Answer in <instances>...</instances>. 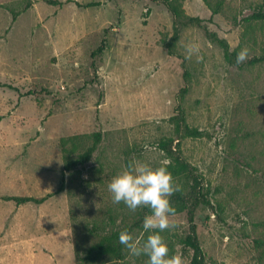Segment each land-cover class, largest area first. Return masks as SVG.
Returning <instances> with one entry per match:
<instances>
[{"label": "rangeland", "instance_id": "374dc122", "mask_svg": "<svg viewBox=\"0 0 264 264\" xmlns=\"http://www.w3.org/2000/svg\"><path fill=\"white\" fill-rule=\"evenodd\" d=\"M179 1L232 51L247 48L246 60L228 63L195 25L173 41L162 0H0V264H111L84 257L123 230L142 242L143 207L113 203L107 185L132 161H168L185 196L186 179L160 148L169 139L213 204L194 215L206 264H264V20H247L264 0ZM192 41L200 51L186 59ZM179 107L203 137L179 138L170 121ZM97 133L92 159L66 172L60 193L41 205L1 199L56 193L65 163ZM169 220L175 227L161 233L169 255L191 264L181 243L187 210ZM123 253L121 264H146Z\"/></svg>", "mask_w": 264, "mask_h": 264}, {"label": "trees", "instance_id": "16d2710c", "mask_svg": "<svg viewBox=\"0 0 264 264\" xmlns=\"http://www.w3.org/2000/svg\"><path fill=\"white\" fill-rule=\"evenodd\" d=\"M162 2L173 16V41L178 40L182 28L190 25H195L199 28L205 29L208 39L222 48L224 52V57L228 63L233 65L238 64L236 62V51H232L230 49V45L225 38H221L216 32H212L207 29L206 20L200 17L186 16L179 0H162ZM98 5H100L99 2H90L85 6L93 7ZM221 6L222 4L219 3L215 8L210 7L212 11V17L209 19L210 23H213V17L220 13ZM247 20H264V10L259 9L255 11L248 17ZM103 51V47H100L98 49L99 53H102ZM262 60L263 59L261 58H254L249 61V64H255ZM184 92H186V90H184ZM170 121L175 125V130L179 138H200L203 137L205 134L204 131H201L197 128H192L187 124L184 111L181 107L177 109V114L171 117ZM95 136L96 138L94 144L90 148H88L87 151H85L77 158L70 159L65 163L62 174L61 187L56 193L48 194L41 198L9 196L1 197V199L5 201H14L17 205H41L55 194L60 193L64 189L66 172L72 171L78 166H83L90 162V160L92 159L97 145L101 140L100 133H97ZM172 142V139L163 141L160 143V148L164 150L168 154V156L173 160V164L171 165L173 173L177 176L186 179V184L189 188L185 196L181 193H175L170 198L172 205L176 209L175 213L187 210L189 217L190 231L186 235V237L181 240V243L186 248L190 249L193 253L191 264H206L205 254L200 245L197 234V226L194 221V215L198 206L203 205L213 208V204L208 199L207 193L202 191V177L198 173H196V170L192 166H190L189 163L182 159L179 151H174L172 149ZM149 212L150 210L148 208L143 207L141 213V220L146 214H149ZM137 225H139V223H137ZM119 234L120 233H117L116 235H111L103 238L97 245L91 247L87 251V254L85 255L84 259L90 262H94L103 258L104 256H111L114 260L111 264H121L125 256L123 253L124 246L119 243Z\"/></svg>", "mask_w": 264, "mask_h": 264}, {"label": "clouds", "instance_id": "9594fccd", "mask_svg": "<svg viewBox=\"0 0 264 264\" xmlns=\"http://www.w3.org/2000/svg\"><path fill=\"white\" fill-rule=\"evenodd\" d=\"M186 59L198 54L200 45L192 41L185 45ZM248 49L242 48L237 53L236 62L239 64L246 60ZM153 167L150 163L135 160L127 167L114 175L107 185L113 203L123 204L132 212L138 208L146 207L150 210L143 218V229L148 233L142 242L133 238L127 230L119 234V243L131 255L147 257L146 264H184L180 255H169V248L161 233L175 227L170 223V215L176 209L171 203L174 193L181 190V185L166 166Z\"/></svg>", "mask_w": 264, "mask_h": 264}]
</instances>
